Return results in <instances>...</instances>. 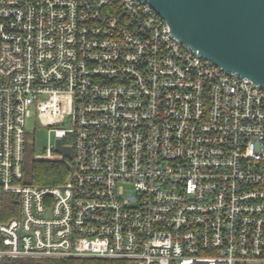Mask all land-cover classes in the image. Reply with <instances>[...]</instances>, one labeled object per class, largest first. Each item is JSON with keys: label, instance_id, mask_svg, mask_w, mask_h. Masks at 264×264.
Masks as SVG:
<instances>
[{"label": "built area", "instance_id": "1", "mask_svg": "<svg viewBox=\"0 0 264 264\" xmlns=\"http://www.w3.org/2000/svg\"><path fill=\"white\" fill-rule=\"evenodd\" d=\"M33 111L36 158L71 160L60 184L21 182ZM14 210L0 261L264 264V88L144 0H0V216Z\"/></svg>", "mask_w": 264, "mask_h": 264}, {"label": "water", "instance_id": "2", "mask_svg": "<svg viewBox=\"0 0 264 264\" xmlns=\"http://www.w3.org/2000/svg\"><path fill=\"white\" fill-rule=\"evenodd\" d=\"M144 1L183 44L264 88V0ZM55 149L70 156L59 138Z\"/></svg>", "mask_w": 264, "mask_h": 264}, {"label": "trees", "instance_id": "3", "mask_svg": "<svg viewBox=\"0 0 264 264\" xmlns=\"http://www.w3.org/2000/svg\"><path fill=\"white\" fill-rule=\"evenodd\" d=\"M31 146L24 144V151H31ZM71 160L69 158L61 160H44L32 159L25 165L22 164V183L36 184V185H53L60 184L65 181L70 172ZM11 197L15 198V194L8 193L5 198L10 201ZM16 200H14V205ZM8 205V202L6 203ZM12 213H5L0 216L4 219ZM41 264H133L125 259L114 258H95V257H78V258H50L39 260ZM15 260H5L3 264H13Z\"/></svg>", "mask_w": 264, "mask_h": 264}, {"label": "rangeland", "instance_id": "4", "mask_svg": "<svg viewBox=\"0 0 264 264\" xmlns=\"http://www.w3.org/2000/svg\"><path fill=\"white\" fill-rule=\"evenodd\" d=\"M25 128L27 131L25 144L32 148L31 151L24 152L23 162L25 165H28L30 160L36 159L37 156H42L45 153L48 125L33 111L26 119ZM53 153H55V150H53ZM38 261L39 260L30 257L15 259L17 264H41ZM0 264H3V261H0Z\"/></svg>", "mask_w": 264, "mask_h": 264}]
</instances>
